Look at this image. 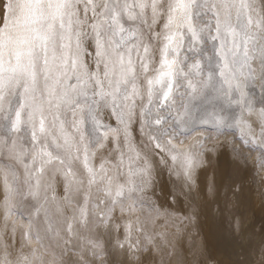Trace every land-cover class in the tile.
I'll use <instances>...</instances> for the list:
<instances>
[{
	"label": "snow or ice",
	"instance_id": "snow-or-ice-1",
	"mask_svg": "<svg viewBox=\"0 0 264 264\" xmlns=\"http://www.w3.org/2000/svg\"><path fill=\"white\" fill-rule=\"evenodd\" d=\"M197 129L264 162V0H0V264L158 248Z\"/></svg>",
	"mask_w": 264,
	"mask_h": 264
},
{
	"label": "bare ground",
	"instance_id": "bare-ground-1",
	"mask_svg": "<svg viewBox=\"0 0 264 264\" xmlns=\"http://www.w3.org/2000/svg\"><path fill=\"white\" fill-rule=\"evenodd\" d=\"M202 132L197 129L184 144ZM203 134L212 147L191 187L181 191L167 170L157 177L155 197L172 205L168 217L157 220V231L164 234L160 246L135 253L109 246L104 264H264V162L229 131ZM218 154L236 164L218 165ZM87 264L100 259L93 262L89 254Z\"/></svg>",
	"mask_w": 264,
	"mask_h": 264
},
{
	"label": "rangeland",
	"instance_id": "rangeland-1",
	"mask_svg": "<svg viewBox=\"0 0 264 264\" xmlns=\"http://www.w3.org/2000/svg\"><path fill=\"white\" fill-rule=\"evenodd\" d=\"M227 132V131H226ZM229 133H231V135L235 138V139H237V138H239L238 140H240V142H241V144L246 148V150H247V152L248 153H251V152H253V151H250V149L248 148V147H246L244 144H243V142L241 141V139H240V135L237 133V131H229ZM237 134V135H236ZM236 136H237V138H236Z\"/></svg>",
	"mask_w": 264,
	"mask_h": 264
}]
</instances>
